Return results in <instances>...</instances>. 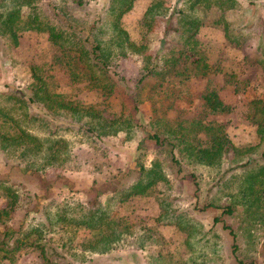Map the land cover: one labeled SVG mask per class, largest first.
<instances>
[{"label":"rangeland","instance_id":"1","mask_svg":"<svg viewBox=\"0 0 264 264\" xmlns=\"http://www.w3.org/2000/svg\"><path fill=\"white\" fill-rule=\"evenodd\" d=\"M53 1L35 3L44 15L52 18ZM150 1L135 0L121 17V23L132 41L157 50L161 47L164 24L155 25L152 31L141 25ZM238 1L239 6L224 16L231 32L238 34L239 44L226 40L221 26L214 24L220 16L217 8L195 11L203 20L196 34L199 49L210 69L206 76L184 78L182 91L175 87L176 77L162 81L161 86L157 85L159 80L155 76L140 83L141 61L135 54L117 59L116 64L113 62L111 70L116 74L111 73L110 79L99 76L98 83L113 84L107 96L87 81L71 80L64 69L45 68L50 75L49 87L66 100L94 105L105 116L133 113L136 105L144 128L149 127L148 122L155 116L172 119L203 115L202 95L214 90L230 110L208 118L223 124L227 138L235 146L255 148L246 152L247 156L243 154L240 163L230 161L231 154L219 166L182 160V170L178 172L169 164L165 152H157L158 147L145 137L142 127H134L129 135L121 131L96 137L85 132L79 122L72 121L67 111L44 125V110L38 104H29L33 115L29 123L31 131L41 137L50 128L68 141L69 154L62 166H49L38 172L27 167L38 162V157L22 158L0 144V208L7 203L2 186H12L20 198L8 221L16 231L15 236L20 228L26 230L44 224L47 221L44 213L52 214L56 208L65 209V220L69 223L74 216L70 209L94 198L108 208L110 216L121 218L128 232L109 251L96 253L85 247L90 237L88 229L62 223L51 230L42 227L40 240L54 248L51 254L44 256L28 241L15 251L12 259L1 258L0 264H264V198L249 205L245 202L248 197L238 191L245 175L264 165V142L260 141L256 125L249 117L250 102L264 101L260 61L264 58V44L259 46L264 34V0ZM105 2L89 0L73 13L91 17ZM49 51L45 35L36 31L22 32L13 48L0 46V94L9 89L24 91L32 82L30 65L44 64ZM134 95L140 101L133 102ZM156 157L163 163L169 184L158 183L147 195L121 200L119 192L136 175V159L149 166ZM247 157L250 160L246 163ZM256 186L260 185L256 183ZM162 200L166 213L160 218ZM203 206L206 207L202 209ZM229 207L231 211H227ZM175 214L193 221L197 230L188 236L174 223ZM229 229L236 236L235 255L231 253Z\"/></svg>","mask_w":264,"mask_h":264},{"label":"trees","instance_id":"2","mask_svg":"<svg viewBox=\"0 0 264 264\" xmlns=\"http://www.w3.org/2000/svg\"><path fill=\"white\" fill-rule=\"evenodd\" d=\"M89 0H54L51 3L52 18L44 15L36 0H0V46L13 48L18 45L19 35L24 31L43 33L50 46L44 64H31L32 82L24 91L9 89L0 94V144L4 149L16 151L19 156L38 157L27 167L41 172L46 167L62 166L69 154L68 141L47 128L46 136H37L29 126L33 115L29 112V104L35 103L44 110L42 121H49L67 111L72 121L79 122L85 132L96 137L115 135L125 132L129 135L133 128L142 127L137 107L134 112L105 116L94 105H85L66 100L63 95L52 91L49 87L47 68L64 69L71 80L87 81L98 87L105 96L112 91V83H98L99 76L116 74L111 70L112 63L129 54L140 56V78L142 83L146 77L155 76L161 86L162 81L176 77V89L182 91L183 79L189 76H206L210 65L203 59L200 43L196 37L203 25V20L195 11L198 8H217L220 16L214 24L220 25L224 37L231 43L239 44L238 34L231 32L230 23L225 19V12L239 6L238 0H151L146 7L141 25L146 31L154 30L155 25L163 23L161 47L149 50L146 44L131 40L123 28L121 17L132 8L135 0H106L105 4L95 11L91 17L76 16L73 11L87 5ZM253 3L257 0H246ZM52 20V21H51ZM263 39L259 46L264 44ZM264 73V58L260 59ZM112 73V74H111ZM110 79V78H109ZM174 80V78H173ZM169 83V82H168ZM180 93V92H179ZM178 94V93H177ZM149 98L150 95H147ZM203 115L192 118L176 117L168 119L164 116L151 118L149 127H142L145 137L158 147L157 152H165L166 157L176 171L181 172L182 160L206 166H219L222 159L231 154L230 161L240 163V158L253 147H237L227 138L223 124L208 118L211 114L228 112L229 106L219 98L214 90H207L202 95ZM133 102L140 101L138 95L132 97ZM250 119L256 125V133L264 142V101L253 99L250 102ZM48 119V120H46ZM140 146H138V151ZM141 150V149H140ZM264 155V152H263ZM31 158V157H30ZM249 158L245 162H249ZM193 177V176H192ZM158 183L169 184L167 174L163 170L162 161L156 157L149 166L139 158L136 159V175L122 189L121 200L134 195H147ZM260 185L259 187L255 184ZM196 185L197 183L194 182ZM7 197L5 207L0 208V259H12L15 251L25 246L28 241L36 245L44 256L51 254L54 248L49 242H41L42 227L51 230L54 225L68 224L75 228L90 231L85 247L90 252L104 253L109 251L124 233L128 226L121 218L110 216L108 208L98 198L86 204H78L70 209L74 216L70 222L65 220V209L44 213L47 221L29 229H19L15 233L8 221L11 213L19 205V193L10 185L2 186ZM249 205L264 198V165L245 175L238 189ZM251 196V197H249ZM251 198V199H250ZM165 203V201H164ZM163 200L160 201L163 218L166 213ZM206 206H203L204 209ZM231 207V206H230ZM227 211H231V208ZM172 214L174 212L172 211ZM215 220H219L215 218ZM174 223L187 235L195 232L193 221L174 215ZM198 228V227H197ZM199 229V228H198ZM231 235V253H237L236 236ZM46 254V255H45Z\"/></svg>","mask_w":264,"mask_h":264}]
</instances>
